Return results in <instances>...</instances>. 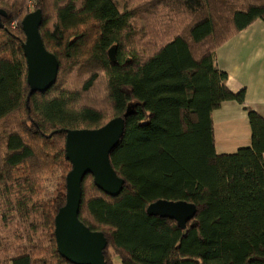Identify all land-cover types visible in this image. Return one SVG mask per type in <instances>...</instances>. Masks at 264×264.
Wrapping results in <instances>:
<instances>
[{"label":"trees","instance_id":"obj_1","mask_svg":"<svg viewBox=\"0 0 264 264\" xmlns=\"http://www.w3.org/2000/svg\"><path fill=\"white\" fill-rule=\"evenodd\" d=\"M0 9V227L23 243L0 264H73L55 237L72 168L67 130L101 127L132 104L111 153L122 193L108 195L90 173L82 182L79 218L105 233L107 264H264V116L245 106L251 145L233 153L217 152L213 120L225 100L245 105L217 49L264 20V0H0ZM37 9L60 67L48 91L31 93L22 20ZM56 169L64 174L49 200ZM157 199L198 212L181 229L147 214Z\"/></svg>","mask_w":264,"mask_h":264},{"label":"water","instance_id":"obj_2","mask_svg":"<svg viewBox=\"0 0 264 264\" xmlns=\"http://www.w3.org/2000/svg\"><path fill=\"white\" fill-rule=\"evenodd\" d=\"M6 16L0 9V16ZM43 22L41 9L28 13L22 20L26 35L23 50L27 62V81L34 91L46 92L57 81L60 63L57 56L45 45L40 32ZM116 47L108 51L111 61H116ZM129 105L124 116H117L98 128L69 129L66 135V158L72 168L66 175V203L55 217V237L59 253L73 264H107L104 250L108 239L104 232L93 230L79 218L82 201V182L90 173L98 188L110 196L122 193L126 180L111 162V153L125 132V118L134 111ZM146 212L175 220L181 229L195 218L198 207L186 200L157 199Z\"/></svg>","mask_w":264,"mask_h":264},{"label":"crops","instance_id":"obj_3","mask_svg":"<svg viewBox=\"0 0 264 264\" xmlns=\"http://www.w3.org/2000/svg\"><path fill=\"white\" fill-rule=\"evenodd\" d=\"M216 59L227 73L226 86L235 93L245 91V105L225 100L213 111L217 152L233 153L251 145L245 106L264 116V20L258 19L221 45Z\"/></svg>","mask_w":264,"mask_h":264},{"label":"rangeland","instance_id":"obj_4","mask_svg":"<svg viewBox=\"0 0 264 264\" xmlns=\"http://www.w3.org/2000/svg\"><path fill=\"white\" fill-rule=\"evenodd\" d=\"M33 2L29 3L30 9H34ZM117 55V50L115 52ZM63 170L56 169L54 172L46 179L44 183V197L46 199L52 200L56 196V190L60 183L62 182ZM19 228V223L15 224V230ZM0 237L2 238V246L0 247V256H4L8 250H22L23 243L20 239L10 240L6 235L5 228L0 227ZM48 246V244H47Z\"/></svg>","mask_w":264,"mask_h":264},{"label":"built area","instance_id":"obj_5","mask_svg":"<svg viewBox=\"0 0 264 264\" xmlns=\"http://www.w3.org/2000/svg\"><path fill=\"white\" fill-rule=\"evenodd\" d=\"M13 27H16V22H13V25H12Z\"/></svg>","mask_w":264,"mask_h":264}]
</instances>
